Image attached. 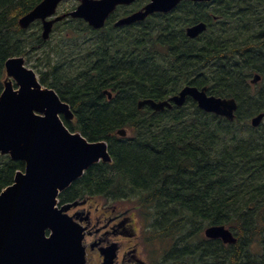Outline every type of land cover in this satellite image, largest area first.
<instances>
[{"label":"trees","instance_id":"obj_1","mask_svg":"<svg viewBox=\"0 0 264 264\" xmlns=\"http://www.w3.org/2000/svg\"><path fill=\"white\" fill-rule=\"evenodd\" d=\"M41 1L0 0V94L6 61L29 62V51L44 44L41 26L29 35L34 24L18 26ZM214 1L217 23L202 5L118 30L114 19L99 31L64 20L54 29L63 25L74 41L57 46V62L48 54L45 70L36 72L69 105L74 120L65 126L106 142L112 159L90 167L59 195L60 204L134 199L153 232L146 243L170 244L154 264H264V122L249 124L264 113V0ZM200 21L209 29L188 39L184 28ZM255 74L261 80L250 85ZM184 85L234 98L235 120L204 113L191 99L161 112L137 108L141 99L164 100ZM119 129L128 135L118 137ZM23 170V162L0 155V192ZM208 226H225L236 243L205 239Z\"/></svg>","mask_w":264,"mask_h":264},{"label":"water","instance_id":"obj_2","mask_svg":"<svg viewBox=\"0 0 264 264\" xmlns=\"http://www.w3.org/2000/svg\"><path fill=\"white\" fill-rule=\"evenodd\" d=\"M66 0H42L18 21L22 30L35 21L42 24L41 38L49 39L53 25L66 18L80 19L94 30L104 27L110 13L119 5L135 0H76L79 5L72 12L57 15L58 5ZM181 0H151L142 10L118 20L114 26H128L143 21L155 12L167 13ZM204 1L210 0H191ZM55 16V17H54ZM205 23L186 29L190 39L206 30ZM7 81L0 96V153L13 160L25 162V172L17 173L14 184L0 193V264H86L81 245L82 229L64 213L70 205L55 209L56 197L83 171L100 159L109 162L104 142L89 143L80 134L70 133L58 115L71 118L67 104L56 93L42 88L35 73L24 66L23 58L9 59L5 64ZM12 78L18 87L13 89ZM260 80L255 76L252 84ZM108 99L110 94L107 95ZM187 98L198 108L234 120L237 104L234 99L209 96L206 89L185 86L169 100H143L138 109L149 106L154 112L171 108V103L182 106ZM264 114L250 121L256 128ZM124 137L126 132L117 133ZM87 145V149L81 148ZM76 205V204H74ZM50 231L48 237L45 232ZM204 236L233 245L235 237L224 226H209ZM102 264H113L114 250L101 253Z\"/></svg>","mask_w":264,"mask_h":264},{"label":"flooded vegetation","instance_id":"obj_3","mask_svg":"<svg viewBox=\"0 0 264 264\" xmlns=\"http://www.w3.org/2000/svg\"><path fill=\"white\" fill-rule=\"evenodd\" d=\"M150 1L151 0H135L129 5L119 6L116 8L114 13L110 15L109 19H117L119 17L123 18L131 15L132 13L143 9L144 6L150 3ZM213 1L214 0L209 2H200L182 0L178 3V5H176L174 10L180 8L179 12L183 15L184 11L182 9H184L185 6L203 5L205 7V14L208 18H210L213 23H217V17L213 13V3H215ZM121 10H123V12L117 16L118 12ZM172 10L166 14H152L146 18V20L157 15H169ZM128 201L129 200L127 199H122L110 204L104 203L98 199L87 200L84 205L68 211V215L75 217L80 225L85 229L83 244L86 248L87 255L91 254V256L94 257V260H91L89 264L100 263V249H107L113 245L116 249V259L114 264H152L153 260L147 261L144 258H136V251L139 247L142 249V253L140 252L139 255H144L143 247L139 239L136 240L135 243L137 246L135 247L126 246V244L121 241L122 237L127 236V231L132 226L136 224L138 225L139 223L142 226L141 222L136 217L134 208L130 206L131 202L129 201L130 203H128ZM130 208H132L133 211L125 215V212ZM137 232L138 229L136 228V231H134L133 234L135 235ZM128 236L131 237L132 235L130 234ZM134 258H136V261Z\"/></svg>","mask_w":264,"mask_h":264},{"label":"rangeland","instance_id":"obj_4","mask_svg":"<svg viewBox=\"0 0 264 264\" xmlns=\"http://www.w3.org/2000/svg\"><path fill=\"white\" fill-rule=\"evenodd\" d=\"M78 3L74 0H68V1H64L62 2V4L60 5V7L58 8V11L59 13H62V12H66V10L70 9L71 7H75L77 6ZM215 6V3H213V8ZM202 8L205 10V7L202 5ZM123 10H121L120 12H118L117 16L122 13ZM155 16H153L152 18L150 19H154ZM40 27V24L39 22H35L34 25H32V27L28 30V35L29 34H33L35 33L36 31H38ZM63 25H60L58 26L57 29H54L53 32L51 33V36H50V39L44 43L42 45V48H34L32 50L29 51V56L31 57L30 58V61L28 62L27 59L25 60L24 62V65L29 67V68H32L34 71L38 72L39 69L41 70H45L46 68V61L44 60H47V55L49 54V58H51L52 61L54 62H57V58H56V55H55V51L57 49V46L60 47L62 45H67L69 44L70 42L74 41L72 38L69 37H65V33L62 31L63 30ZM40 32V31H39ZM70 38V39H69ZM84 40V37H81L80 41H83ZM65 41V42H64ZM39 60H42L41 63H35L36 61H39ZM35 64L37 65V68H34L32 65ZM4 89V87H3ZM107 203V202H106ZM131 203L135 204L133 200H131ZM59 206V205H58ZM60 207V206H59ZM132 211V208L128 209L126 212H125V215L130 213ZM137 225V224H136ZM134 225L132 226L128 231H127V236L125 237H122L121 238V241L124 242L126 244V246H137L136 245V240L138 239V235L141 231L140 227L137 225ZM136 228L138 229V232L134 235L133 232L136 231ZM152 231L150 230V234H148V236L152 235L153 232L151 233ZM132 235L131 237H129L128 235ZM149 245V248L151 247V251H152V255L154 256L155 260H157V258H160L161 256V252L164 253L165 251H167L169 249V246L170 244L165 241L163 242V244H161V246H159V244H153V247L151 246V242L148 243ZM164 245V249L162 248ZM142 251V249L139 247L136 251V258H146V253L144 252V255H139V253ZM142 253V252H141ZM91 257V255H90ZM136 258L135 261H136Z\"/></svg>","mask_w":264,"mask_h":264},{"label":"bare ground","instance_id":"obj_5","mask_svg":"<svg viewBox=\"0 0 264 264\" xmlns=\"http://www.w3.org/2000/svg\"><path fill=\"white\" fill-rule=\"evenodd\" d=\"M243 56V55H242ZM143 60V59H142ZM152 61V60H151ZM149 63V62H148ZM143 65V64H142ZM155 69V68H154ZM118 71V70H117ZM145 71V70H144ZM147 71V70H146ZM144 73V72H143ZM116 78H117V75H116ZM104 97V96H103ZM144 99H141V100H139L138 101V103L140 102V101H143ZM223 180V179H222ZM224 198V197H223ZM260 232V231H259ZM237 246V245H236ZM264 246V245H263ZM233 248V247H232ZM236 248V247H235ZM246 257V256H245ZM251 257V256H250ZM250 262V261H249ZM246 263V262H245ZM252 264V263H251Z\"/></svg>","mask_w":264,"mask_h":264},{"label":"snow or ice","instance_id":"obj_6","mask_svg":"<svg viewBox=\"0 0 264 264\" xmlns=\"http://www.w3.org/2000/svg\"><path fill=\"white\" fill-rule=\"evenodd\" d=\"M0 95H2V94H0ZM81 148H83L84 150H86L87 149V145L81 144Z\"/></svg>","mask_w":264,"mask_h":264}]
</instances>
